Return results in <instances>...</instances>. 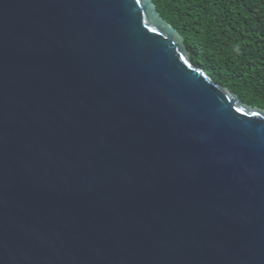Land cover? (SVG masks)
I'll return each instance as SVG.
<instances>
[{
    "label": "water",
    "instance_id": "95a60500",
    "mask_svg": "<svg viewBox=\"0 0 264 264\" xmlns=\"http://www.w3.org/2000/svg\"><path fill=\"white\" fill-rule=\"evenodd\" d=\"M152 0H0V264H264V109Z\"/></svg>",
    "mask_w": 264,
    "mask_h": 264
},
{
    "label": "trees",
    "instance_id": "16d2710c",
    "mask_svg": "<svg viewBox=\"0 0 264 264\" xmlns=\"http://www.w3.org/2000/svg\"><path fill=\"white\" fill-rule=\"evenodd\" d=\"M191 62L244 103L264 109V0H152Z\"/></svg>",
    "mask_w": 264,
    "mask_h": 264
}]
</instances>
